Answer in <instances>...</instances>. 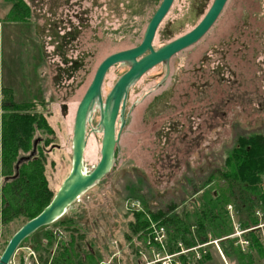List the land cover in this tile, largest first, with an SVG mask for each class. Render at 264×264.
<instances>
[{
    "label": "rangeland",
    "instance_id": "rangeland-1",
    "mask_svg": "<svg viewBox=\"0 0 264 264\" xmlns=\"http://www.w3.org/2000/svg\"><path fill=\"white\" fill-rule=\"evenodd\" d=\"M83 1L87 2L76 8L69 0L70 7L65 8L69 13L65 12L63 17L74 18L76 12L79 17L82 8L89 7L84 15L90 19L78 25L82 27L81 36L67 47L66 58L70 62L65 64L56 54L52 33L40 29L49 30V25L58 19L48 5L49 0H26L34 7L36 26L32 25L31 34L27 25L5 24L11 6L0 0L2 44L7 52L1 78L13 90L16 101L40 103L37 110L46 117L52 134L36 132L34 139L46 141L45 145L41 144L45 148V177L55 194L70 173L76 110L97 68L107 57L141 43L149 21L163 0ZM213 1L175 0L157 31L155 49L195 28ZM40 39L45 42V60ZM76 59H82L84 64L76 75L68 77L67 69L73 67ZM170 66L168 80H163L166 67L159 65L130 90L126 111L130 115L129 123L121 135L110 174L70 206L62 218L27 238L10 264H20L25 257L26 264L33 263L31 254L37 257L38 253L31 245L56 251L65 237L63 228L74 231L84 238L83 244L94 247L95 264H153L152 250L145 247V240L150 243L158 237V242L165 243L169 235L166 227L152 219L149 212L167 211L174 205L177 211L189 214L186 215L188 224L195 226L198 219L195 208L208 205V200L223 191V200L227 198L221 170L238 139L264 136V0H229L204 38L174 56ZM127 71L124 65L109 71L103 85L104 99ZM162 93H166L163 106H155L152 109L155 111L150 113L149 107ZM1 115L0 109V127ZM99 120V112L95 111L87 129L84 153L87 173L100 160ZM1 152L0 146V171ZM3 180L0 174V184ZM260 188L264 194V175ZM231 201L211 203L226 213L227 230L220 236L208 231L207 244L214 242L215 245L204 247L205 244L196 243L194 246H203V249L202 253L192 251L189 255L192 263L207 254L211 260L204 264H249L248 230L241 227L249 215L239 210L237 201ZM242 203L248 204L245 197ZM254 208L258 224L264 227L263 198ZM139 213L148 225L133 235L130 227ZM63 221L75 224L61 227ZM19 227L20 224L12 223L8 232L0 223V253L9 242V234ZM196 231L197 227H191L192 235ZM261 235L264 243V228ZM222 237L231 239L246 257L242 259L234 249L228 258L217 240ZM40 239L39 245H33ZM47 254L45 251L40 264H52L54 258H48ZM177 261L183 264V259ZM251 264H264V258Z\"/></svg>",
    "mask_w": 264,
    "mask_h": 264
},
{
    "label": "trees",
    "instance_id": "trees-1",
    "mask_svg": "<svg viewBox=\"0 0 264 264\" xmlns=\"http://www.w3.org/2000/svg\"><path fill=\"white\" fill-rule=\"evenodd\" d=\"M4 1L11 6L7 17L4 19L5 24L7 22L8 24L27 25L29 27V34H31L34 31L32 25L36 26L35 21H33V4H29L26 0ZM67 3L68 1L49 0L48 5L53 10V13L58 15L59 9H64ZM85 13L86 11L79 18H71L69 16L64 18L60 15L56 23L49 25V30L40 28L41 32L45 29V31L52 33V44L56 48V54L64 59L65 64L70 62L66 58L67 47L78 41V38L81 36L82 27L79 28L78 25H83L84 22H87ZM61 27L64 28L61 29ZM60 31L64 33L61 34ZM40 40L41 45L43 44L41 54L45 60L47 57V53L44 50L45 42L43 43L42 39ZM2 43L3 25L0 27V109L2 110L0 127L2 157L0 174L4 180L0 184V223L8 232H11L10 228L12 223L16 225L20 224L18 229L9 234L10 240L23 225L42 213L56 194L48 187V182L45 177L43 165L45 148L41 145L42 143L45 145L46 141L44 139L39 138L40 142L37 146L35 156L29 161L21 163L17 168L18 161L23 157H28L32 153L35 133L44 131L47 134H52V129L44 114L37 110L38 104L40 103L16 101L13 90L3 84L1 76L3 75V60L7 52H4L5 48ZM72 63L73 67L67 69L68 77L76 75L80 67L84 64L82 59L80 61L76 59ZM70 70H73V73ZM151 106L149 107V109L151 108L150 113H152L155 104L153 107ZM127 123H129V119ZM119 127L120 124H117V129ZM116 156L117 151L115 158ZM263 175L264 136L242 137L238 139L235 148L225 162L224 169L221 170V177L225 181L224 189L227 190L226 193L228 194L227 198L223 200V191L219 196L214 195L212 200H208V205H202L199 209L195 208L194 214L198 218L195 226L188 224L187 216L189 214H186V216L184 211H177L178 209L174 205L171 208L169 207L170 210L149 212L148 215L166 227L170 241L169 252L174 254L180 250L179 243H183L187 249L197 247L194 246L196 243L199 245L207 244L208 231L213 232L215 236L223 235L225 230H227L225 223L226 213L220 206L216 207L211 203L214 204L217 201V203L221 201V203L225 202L224 204H226L231 200H235L238 202L239 210L247 212V215H249L245 222L241 224L242 228L248 230L246 236L250 240V246L248 247L250 253L248 257L251 259L248 263L251 264L252 261L259 262L260 258H264V243L261 235L262 228L264 227L258 224L256 218L257 211L254 208V204H257L262 198L264 200V194H262L260 188ZM243 197H245L248 204H251L252 207L242 203ZM202 208H205V210H202ZM137 216V221L134 225L131 224L130 227L133 235L138 234L148 225V222L143 220L141 213ZM74 224L72 221L60 222L61 227H63L62 225L71 226ZM191 227H197V231L193 235L191 233ZM63 229L65 237L56 251L52 264H95L96 252L94 251V247L90 243L83 244L81 240L84 238L79 237L78 234L75 235L74 231L69 232V229ZM47 238L52 239V237ZM217 240H222L220 241V246L228 255V258H230L234 249L242 259L246 257V254L242 253L243 251L240 247L234 246L235 243H232L231 239L222 237ZM40 242L41 239L33 245H39ZM7 244H5V247ZM52 244L53 241L51 240L50 245ZM85 248L87 249L86 251H84ZM39 249L41 248L39 247ZM2 253H0V256ZM209 260L211 258L207 254L202 258V262ZM240 264H244V262H240Z\"/></svg>",
    "mask_w": 264,
    "mask_h": 264
},
{
    "label": "water",
    "instance_id": "water-1",
    "mask_svg": "<svg viewBox=\"0 0 264 264\" xmlns=\"http://www.w3.org/2000/svg\"><path fill=\"white\" fill-rule=\"evenodd\" d=\"M228 1L214 0L195 28L155 49L153 42L157 31L175 2V0H163L149 21L141 43L135 48L115 53L102 61L76 110L72 138V166L69 175L42 213L23 225L12 236L0 256V264H10L14 254L27 238L62 218L70 206L110 174L114 167L116 151H119L121 135L130 116L129 113L126 114L130 90L159 65L166 67L167 72L163 80L168 79L171 59L204 38L218 21ZM117 65L128 67V71L117 80L104 99V81L109 71ZM95 111H98L100 116L97 131L102 134L100 160L94 169L87 173L84 169L87 129ZM117 124H120L119 129ZM39 142V139L34 142L32 153L28 157L21 158L17 168L21 163L35 156Z\"/></svg>",
    "mask_w": 264,
    "mask_h": 264
},
{
    "label": "flooded vegetation",
    "instance_id": "flooded-vegetation-1",
    "mask_svg": "<svg viewBox=\"0 0 264 264\" xmlns=\"http://www.w3.org/2000/svg\"><path fill=\"white\" fill-rule=\"evenodd\" d=\"M61 1H68V3H67V5L65 6V8L68 6V7H70L68 4H69V0H61ZM71 1V3L72 4H74V6L76 7V8H78L79 6H80V4H82V2H87V1H83V0H70ZM73 1H75V2H73ZM78 6V7H77ZM65 8L64 9H62V8H60L59 9V12H58V16L60 17V15L61 16H63V15H65L64 13L65 12H68L69 13V11L68 10H65ZM88 9H89V7L86 9V8H82V13H84L85 11H86V13L88 12ZM85 13V14H86ZM78 13L76 12V14H75V17H78V15H77ZM77 15V16H76ZM82 15V14H81ZM81 15H79V17H81ZM66 16H69V15H66ZM78 17V18H79ZM72 18V17H71ZM86 21H90V19L88 18V16L86 15ZM154 44V43H153ZM154 46V45H153ZM155 48V47H154ZM172 60V59H171ZM166 72H167V69H166ZM165 75H166V73H165ZM170 76H171V66H170ZM170 76H169V78H170ZM165 77V76H164ZM168 78V79H169ZM164 79V78H163ZM168 79H166V80H168ZM164 96H166V93H162L160 96H158L156 99H154V101H156L157 103V105L155 104V106H163V102L162 101H165L164 100ZM155 103V102H154ZM155 106H154V108H155ZM156 109V108H155ZM158 110V109H157ZM153 111H155V110H153ZM152 111V112H153ZM128 114V113H127ZM137 212H139V210L137 211ZM137 235V234H136ZM132 240V239H131ZM222 240H225V239H222ZM222 240H220V241H222ZM219 241V242H220ZM218 243V242H217ZM211 245H215V243L214 242H212V243H209V244H205L204 245V247L205 246H211ZM178 246H179V252L178 253H174V254H171L170 252H169V247H170V241H169V238H168V241H166L165 243H159L157 240H156V238H154V241L152 240L150 243H147V241L145 240V247L148 249V250H152V254H151V256H150V258H151V261H152V263L153 264H179V262L177 261V260H179V259H183V264H204V263H206V262H202V258H203V256L204 255H202L201 257H199V260H197V262H195V263H192V261L189 259V255L190 254H192V251H198V252H201L202 253V249H203V246H199V247H197V248H194V249H183V248H185L184 247V245H183V243H179L178 244ZM31 248L32 249H34L35 250V252L36 253H38V257L42 260V256L44 255V253H45V251H48V254H47V257L48 258H54V255L56 254V251H49V250H47V249H43V248H41V249H39V248H36V247H34V246H32L31 245ZM58 249V248H57ZM121 251V250H120ZM120 254H121V252H120ZM142 254V253H141ZM121 256V255H120ZM156 256H161V258H157ZM118 257V256H117ZM116 257V258H117ZM177 258V259H176ZM119 262V261H118ZM110 263V262H109Z\"/></svg>",
    "mask_w": 264,
    "mask_h": 264
},
{
    "label": "built area",
    "instance_id": "built-area-1",
    "mask_svg": "<svg viewBox=\"0 0 264 264\" xmlns=\"http://www.w3.org/2000/svg\"><path fill=\"white\" fill-rule=\"evenodd\" d=\"M159 237H160V236H159ZM155 238H156V240L158 241V237H155ZM159 242L161 243L162 241L160 240ZM32 251H33V250H32ZM16 255H18V252L15 254V256H16ZM15 256H14V258H15ZM31 256H32V258L34 259V261H33V263H30V264H35V263H36V264H40V263H39L40 258H39L38 256L35 257L33 253L31 254ZM14 258H13V260H14ZM13 260H12V261H13ZM22 260H23V259H22ZM25 260H26V257H25ZM25 260H23V262L20 263V264H26V263H25ZM11 263H12V262H11ZM28 264H29V263H28Z\"/></svg>",
    "mask_w": 264,
    "mask_h": 264
},
{
    "label": "bare ground",
    "instance_id": "bare-ground-1",
    "mask_svg": "<svg viewBox=\"0 0 264 264\" xmlns=\"http://www.w3.org/2000/svg\"><path fill=\"white\" fill-rule=\"evenodd\" d=\"M85 95V94H84ZM84 97V96H83Z\"/></svg>",
    "mask_w": 264,
    "mask_h": 264
}]
</instances>
